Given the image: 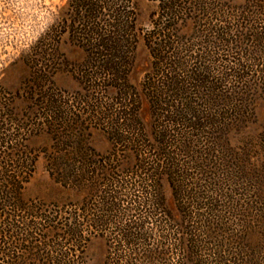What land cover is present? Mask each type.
I'll return each mask as SVG.
<instances>
[{
	"label": "trees",
	"instance_id": "1",
	"mask_svg": "<svg viewBox=\"0 0 264 264\" xmlns=\"http://www.w3.org/2000/svg\"><path fill=\"white\" fill-rule=\"evenodd\" d=\"M151 1L139 27L132 0H72L70 19L60 13L20 56L28 72L14 94L0 84V264H85L96 235L108 237L107 264H264V131L252 134L264 99V0ZM66 30L85 53L74 92L53 78ZM140 40L150 67L138 87ZM94 127L110 142L105 153ZM40 155L84 203L25 197Z\"/></svg>",
	"mask_w": 264,
	"mask_h": 264
},
{
	"label": "rangeland",
	"instance_id": "2",
	"mask_svg": "<svg viewBox=\"0 0 264 264\" xmlns=\"http://www.w3.org/2000/svg\"><path fill=\"white\" fill-rule=\"evenodd\" d=\"M132 1L139 27L149 26L151 13L156 8V3L151 0ZM225 1L233 5L245 2V0ZM72 4V0H0V84L6 88V91L10 92V97L19 88L28 72V68L19 61L20 56L28 52L32 45L56 24L60 13L70 19ZM58 50L65 64L54 75V81L59 88L74 92L79 88V81L72 70L82 64L85 58L82 43L72 40L69 31L66 30L58 44ZM149 67L150 55L143 40H140L130 74V79L136 86L140 87ZM256 108V122L252 127L254 136L264 131V99L258 100ZM141 114L146 124H149L150 116L147 100L144 101ZM44 141L45 139L34 137L31 143L37 146L43 144ZM91 141L93 146L102 153L110 148V142L105 133L95 127ZM259 163H262L261 166L264 168V160L259 161ZM164 191L166 205L172 212V217L181 220L172 191L167 184ZM25 197L46 202L58 199L78 204L85 202V194L63 190L52 179L46 169L45 159L42 155H40L36 164V171L27 185ZM90 205L92 207L90 213H85L89 219L94 217V198L91 200ZM108 255V237L106 235L92 236L85 250V264H107ZM180 255L183 256L182 253ZM178 257V252L174 250L170 256V262L174 263ZM262 258H264V255H262ZM186 264L194 263L190 260Z\"/></svg>",
	"mask_w": 264,
	"mask_h": 264
}]
</instances>
